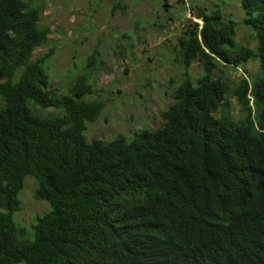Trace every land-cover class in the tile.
<instances>
[{
	"label": "trees",
	"instance_id": "1",
	"mask_svg": "<svg viewBox=\"0 0 264 264\" xmlns=\"http://www.w3.org/2000/svg\"><path fill=\"white\" fill-rule=\"evenodd\" d=\"M241 5L255 49L219 6L194 8L164 125L105 142L86 138L105 108L85 99L98 51L53 88L42 5L0 0V264H264V0ZM249 60L259 75L225 77ZM28 177L51 207L31 230L16 221Z\"/></svg>",
	"mask_w": 264,
	"mask_h": 264
},
{
	"label": "rangeland",
	"instance_id": "2",
	"mask_svg": "<svg viewBox=\"0 0 264 264\" xmlns=\"http://www.w3.org/2000/svg\"><path fill=\"white\" fill-rule=\"evenodd\" d=\"M43 7V23L52 30L50 42L37 56L51 50L50 83L53 88L88 71V56L98 51V67L91 71L90 101H103L104 111L95 123H88L86 138L108 142L123 134L132 138L142 129L164 125L163 112L173 103L176 86L185 69L175 62L179 38L196 18L194 8L219 6L225 19L238 23L236 42L252 49L256 41L244 24L241 0H36ZM223 67L220 72L223 74ZM198 82L203 68L195 62L188 70ZM259 75V61L249 60L239 69H226L225 77L237 79ZM234 116L241 107L233 97ZM52 112L46 109L45 114ZM36 181L28 177L21 192V210L16 221L27 230L38 216L51 210L37 200Z\"/></svg>",
	"mask_w": 264,
	"mask_h": 264
}]
</instances>
